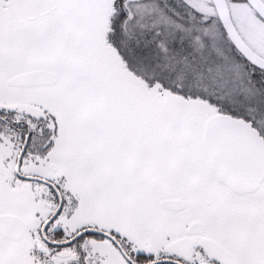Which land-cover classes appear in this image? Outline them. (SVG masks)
I'll return each mask as SVG.
<instances>
[{
	"label": "snow or ice",
	"instance_id": "6c2138e0",
	"mask_svg": "<svg viewBox=\"0 0 264 264\" xmlns=\"http://www.w3.org/2000/svg\"><path fill=\"white\" fill-rule=\"evenodd\" d=\"M0 264H264V0H0Z\"/></svg>",
	"mask_w": 264,
	"mask_h": 264
}]
</instances>
